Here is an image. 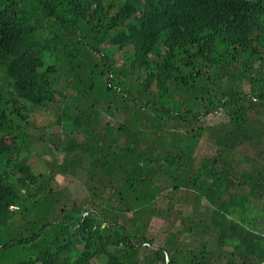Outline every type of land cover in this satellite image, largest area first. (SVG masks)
I'll use <instances>...</instances> for the list:
<instances>
[{
	"label": "trees",
	"instance_id": "trees-1",
	"mask_svg": "<svg viewBox=\"0 0 264 264\" xmlns=\"http://www.w3.org/2000/svg\"><path fill=\"white\" fill-rule=\"evenodd\" d=\"M258 108L264 0H0V264H264V167L238 176L232 159L260 139ZM41 109L61 131L39 139L60 175L86 174L85 200L62 205L30 162ZM216 114L232 128L205 126ZM205 136L216 153L198 158ZM182 191L193 211L156 245Z\"/></svg>",
	"mask_w": 264,
	"mask_h": 264
},
{
	"label": "rangeland",
	"instance_id": "rangeland-1",
	"mask_svg": "<svg viewBox=\"0 0 264 264\" xmlns=\"http://www.w3.org/2000/svg\"><path fill=\"white\" fill-rule=\"evenodd\" d=\"M120 56V54H117L116 58H120ZM242 85L246 91H249L250 85L248 81H243ZM263 115V108H258L257 110H253L251 112V117L253 118L255 125L259 124V120H262L261 117ZM102 116L103 125L106 124L108 121L112 122V124H117V120L112 119L110 116H107L105 114H102ZM54 118V110L41 109L32 115L34 127L31 128L30 132L33 135L35 141L34 145H31L33 154L30 158V162L33 164L37 173L41 172L43 174H48L49 176H54L52 181L54 187L57 188V190H61L64 194L61 198L62 205L68 204L73 200H85L89 197V189L85 183L88 178L86 174L81 173L78 176H75L73 174L60 175L58 173L59 168L55 167V165L61 163V157L58 156L59 154H56L57 157H53L51 155L53 150L52 146H49L48 144L46 146V142L43 140L41 141L39 139V137L43 136H45L44 139H52L53 136L60 133V127L56 123H53ZM222 124H226L228 127L232 128V124L230 123L228 117L224 114L211 115L204 120L205 126L221 127ZM80 140H83L82 136L80 137ZM215 153V146L212 142L208 140V136H205L200 143L196 156L198 158L212 157L215 155ZM246 153V150L242 146L232 154V157L235 156L236 159H242L243 155ZM239 163L240 164H238V167L240 168L242 161H239ZM190 194L191 193L182 191L176 197V199H178L179 201H176V199L172 198V201L175 200L173 201V204H175V206H173L172 208L174 212L171 214L170 219L163 220L154 218L152 220L149 228V234L156 238V245H161L163 243L166 234L171 231L175 232L178 230V228L172 227L171 222L174 221L176 213L179 209H182L186 213V215H191L195 199ZM166 195L167 198L162 199L159 203V206L163 207L164 209H167L169 207V202L171 200L169 199V196H171V193L169 191L166 192ZM204 206L205 202L203 203L202 208H204ZM182 236L187 240V234H184Z\"/></svg>",
	"mask_w": 264,
	"mask_h": 264
},
{
	"label": "crops",
	"instance_id": "crops-1",
	"mask_svg": "<svg viewBox=\"0 0 264 264\" xmlns=\"http://www.w3.org/2000/svg\"><path fill=\"white\" fill-rule=\"evenodd\" d=\"M262 120H259V124L257 128L259 129L260 132V139L255 142V145H251L250 143H245L244 144V149L246 150V154L243 155L242 159H236L235 156L232 157L235 162V159L237 162L242 161L241 167H238V176H245L249 175L250 177L253 176L254 179L261 180V174L258 171V168L264 167V115L261 117ZM246 147V148H245ZM252 152V153H251ZM231 159V158H230ZM240 164V163H237ZM238 166V165H237ZM253 184V185H252ZM251 185H246L243 188L240 189V191L250 193L253 190H259L260 183L257 185L255 181H252ZM246 189V190H245ZM255 192V191H254ZM257 193V196H260L259 192ZM264 194V191H263ZM253 203H255L258 208L260 209V219H259V225H260V230L263 232L264 235V199L263 200H253Z\"/></svg>",
	"mask_w": 264,
	"mask_h": 264
}]
</instances>
